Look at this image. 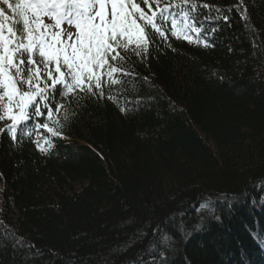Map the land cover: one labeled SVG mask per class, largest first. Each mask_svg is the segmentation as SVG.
I'll use <instances>...</instances> for the list:
<instances>
[{"label":"trees","instance_id":"1","mask_svg":"<svg viewBox=\"0 0 264 264\" xmlns=\"http://www.w3.org/2000/svg\"><path fill=\"white\" fill-rule=\"evenodd\" d=\"M197 4L121 38L104 97L58 86L60 136L0 133V264H264V0Z\"/></svg>","mask_w":264,"mask_h":264},{"label":"snow or ice","instance_id":"2","mask_svg":"<svg viewBox=\"0 0 264 264\" xmlns=\"http://www.w3.org/2000/svg\"><path fill=\"white\" fill-rule=\"evenodd\" d=\"M159 3L160 0H140L139 3L136 0H17L13 4L10 0H0V101L7 99V103L0 104V121H11L0 128V133L7 131L15 140L17 125L36 119L37 128L46 129L52 137L60 136V131L54 126L49 127L47 122L58 123L53 119L62 109L54 95L58 86L71 92L79 89L89 98L104 97L101 80L104 73L98 74L97 70L107 68L109 74L117 71L110 62L124 59L117 51L121 48L127 51V44L121 38L130 43L135 36L138 42L135 55L143 58L154 42V34L165 37L166 30L159 20L166 19L169 10L187 6L188 11L183 12L187 19L200 7L197 0H179V4L169 2L159 8L160 15L157 16ZM245 3L246 0H237L235 5L242 16L246 11ZM203 7L211 8V5L204 4ZM49 15L55 20L54 25L45 24L41 19ZM62 18H66L69 25L74 23L77 31H55ZM191 19L195 20V17ZM224 19L228 17L224 16ZM50 29L52 42L48 43ZM200 30V27H192L194 32ZM61 35L66 40H61ZM185 38L191 43L190 37ZM37 53L39 59H36ZM40 119L45 122L39 123ZM47 143L51 148V141ZM36 144L45 151L39 141ZM207 206V201L201 204V208ZM163 239L170 238L164 236ZM149 264H163V261L153 260Z\"/></svg>","mask_w":264,"mask_h":264},{"label":"rangeland","instance_id":"3","mask_svg":"<svg viewBox=\"0 0 264 264\" xmlns=\"http://www.w3.org/2000/svg\"><path fill=\"white\" fill-rule=\"evenodd\" d=\"M11 3L15 4L17 2V0H10ZM3 7L7 8L6 5H3ZM92 5L89 4V9H91ZM8 15L9 16H12V13L11 12H8ZM30 16V14H29ZM15 20H19V17H14ZM41 19L44 21L45 24H49V25H54L55 24V20L49 15V16H42ZM55 31H58V32H61L63 33L65 30H68V31H71L73 33H75L77 30L75 28V25L74 23L69 25L67 23V20L66 18H62L61 19V24H60V27L58 29H54ZM51 31L52 29L48 30V33H47V42L48 43H51L52 42V38H51ZM60 39L61 40H66V37L64 35H61L60 36ZM68 51H71V49L69 48ZM38 55V53H37ZM54 67V66H53ZM15 111V110H14ZM256 203L253 206V208L255 207V210H256V204L258 203L257 201H255Z\"/></svg>","mask_w":264,"mask_h":264}]
</instances>
